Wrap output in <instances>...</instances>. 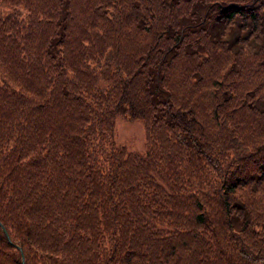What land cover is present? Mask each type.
I'll use <instances>...</instances> for the list:
<instances>
[{
  "label": "trees",
  "instance_id": "obj_1",
  "mask_svg": "<svg viewBox=\"0 0 264 264\" xmlns=\"http://www.w3.org/2000/svg\"><path fill=\"white\" fill-rule=\"evenodd\" d=\"M0 225V264H264V0H0Z\"/></svg>",
  "mask_w": 264,
  "mask_h": 264
},
{
  "label": "rangeland",
  "instance_id": "obj_2",
  "mask_svg": "<svg viewBox=\"0 0 264 264\" xmlns=\"http://www.w3.org/2000/svg\"><path fill=\"white\" fill-rule=\"evenodd\" d=\"M116 140L128 149L143 151L145 133L140 122L129 120L128 116L119 118L116 122Z\"/></svg>",
  "mask_w": 264,
  "mask_h": 264
},
{
  "label": "water",
  "instance_id": "obj_3",
  "mask_svg": "<svg viewBox=\"0 0 264 264\" xmlns=\"http://www.w3.org/2000/svg\"><path fill=\"white\" fill-rule=\"evenodd\" d=\"M0 227L2 228L3 232L5 233V236H6L7 240H8L9 242H11V241H10V238H9V236H8V234L6 233V230L3 228L2 225H0ZM18 250L21 251L20 248H18ZM21 263H22V264H25V259H24V256H23L22 254H21Z\"/></svg>",
  "mask_w": 264,
  "mask_h": 264
}]
</instances>
